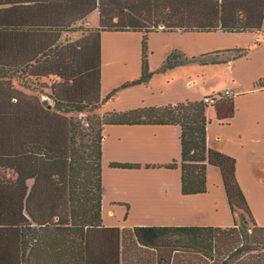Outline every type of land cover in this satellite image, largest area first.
Returning <instances> with one entry per match:
<instances>
[{
    "label": "trees",
    "instance_id": "1",
    "mask_svg": "<svg viewBox=\"0 0 264 264\" xmlns=\"http://www.w3.org/2000/svg\"><path fill=\"white\" fill-rule=\"evenodd\" d=\"M94 11L95 27L62 39ZM263 22L264 0H0V264H264V226L239 187L235 159L206 144L207 109L220 121L232 117V96L108 111L86 143L82 125L66 114L146 83L154 74L147 62L152 32L259 33ZM103 32L141 33V69L101 97ZM227 51L237 58L248 48ZM184 60L172 51L161 70ZM41 79L49 80L53 106L12 82L29 88ZM254 86L264 88V79ZM108 124L178 125L179 160L144 166L179 167L183 195L206 192V168L217 167L240 225L233 218L226 227L105 226L100 160Z\"/></svg>",
    "mask_w": 264,
    "mask_h": 264
},
{
    "label": "crops",
    "instance_id": "2",
    "mask_svg": "<svg viewBox=\"0 0 264 264\" xmlns=\"http://www.w3.org/2000/svg\"><path fill=\"white\" fill-rule=\"evenodd\" d=\"M97 25L93 24L92 27ZM259 33L164 32L148 35V68L156 72L166 57L178 52L181 65L154 73L146 83L118 90L101 105V112L125 111L196 101L229 90L234 114L217 120L208 108L206 144L235 159V176L255 222L264 226V27ZM139 32L101 34L100 95L140 74ZM134 47V51H130ZM248 48L232 58L227 50ZM216 51H225L224 53ZM227 51V52H226ZM206 69H218L221 82L203 86L199 71L188 64L197 55ZM184 64V65H183ZM194 64V63H192ZM200 67V65L198 66ZM182 68V69H181ZM204 75V74H203ZM201 84V85H200ZM180 158V127L157 124H108L101 140V217L105 226L132 228L137 225L178 226L233 224L223 182L217 167L206 168V192L183 195L177 168L145 167ZM139 164V168L111 167L110 163ZM201 214L207 221H199Z\"/></svg>",
    "mask_w": 264,
    "mask_h": 264
},
{
    "label": "rangeland",
    "instance_id": "3",
    "mask_svg": "<svg viewBox=\"0 0 264 264\" xmlns=\"http://www.w3.org/2000/svg\"><path fill=\"white\" fill-rule=\"evenodd\" d=\"M96 22H97V12L94 11L91 14H89V16L86 18V21H84L82 24L77 23L75 25V29H76L75 31L63 34L62 39L64 37H67L69 39H76V38L80 37L81 34L83 33L82 29L90 28V27H92L93 24H96ZM263 27H264V22H263ZM262 31H263V29H262ZM132 50L134 51V47L132 49H130V51H132ZM200 55L202 57V56L206 55V53L199 54L195 58H193L194 56H192L190 58L192 60L188 64L191 68H195V70L199 71V74H198L200 76V78H198L199 82L203 83V86H205V87H210L213 84L221 82L222 81V78L220 76L221 73L218 71V69H216V68L215 69H213V68L206 69V66H207L206 61L198 58ZM182 63L183 62L179 63L178 65H181ZM192 63H194V64H192ZM199 65H200V67H198ZM173 67H175V66H173ZM173 67H171V68H173ZM159 72H162V71L158 70L154 73H159ZM12 82H13V85L15 87L21 89L22 91H24L28 94H32V95L36 94L40 97L41 100L46 101L49 105L53 106V102L50 99H48V97L46 96L49 93V89L46 86H44V85H47L49 83L48 79H41V80H39L38 84H36V82H33V84H31V86L29 88L21 87L16 80H13ZM40 83H45V84L40 85ZM131 86H133V85H131ZM209 110L213 111L212 108H210ZM66 114L68 116H71L77 123H79V125L80 124L82 125L80 127V129H81V131H83L85 133L84 141L86 143V141H88L87 140L88 136H90V134H92V132L96 131L98 128V125H96L95 122H98L100 119H102L101 117L104 113L101 112V105H100L97 108L87 109L81 113L70 112V113H66ZM240 214H241V211L238 209H235V211L233 213V218L236 221L237 225H240V223H241ZM195 217L199 221H202V222L207 221V217L205 215L198 214Z\"/></svg>",
    "mask_w": 264,
    "mask_h": 264
},
{
    "label": "built area",
    "instance_id": "4",
    "mask_svg": "<svg viewBox=\"0 0 264 264\" xmlns=\"http://www.w3.org/2000/svg\"><path fill=\"white\" fill-rule=\"evenodd\" d=\"M229 97V96H232V93L229 91V90H224L222 93H217V94H214V95H211V96H207V97H204L203 98V101L204 102H211V101H214L220 97Z\"/></svg>",
    "mask_w": 264,
    "mask_h": 264
}]
</instances>
